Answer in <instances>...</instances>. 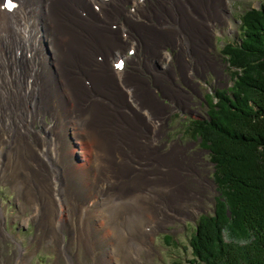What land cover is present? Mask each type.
Instances as JSON below:
<instances>
[{
    "label": "bare ground",
    "instance_id": "bare-ground-1",
    "mask_svg": "<svg viewBox=\"0 0 264 264\" xmlns=\"http://www.w3.org/2000/svg\"><path fill=\"white\" fill-rule=\"evenodd\" d=\"M165 4L173 9L172 28L159 31ZM227 7L226 0H0V176L22 211L39 212V241L56 240L66 225V260L82 264L83 252L97 264L93 234L101 231L114 264H145L140 259L151 262L153 234L175 214L194 212L189 205L212 181L200 176L199 158L189 157L188 147L172 143L154 162L151 152L146 156L141 121L120 114L116 101L143 111L162 107L145 82L122 84L124 68L116 64L129 61L127 49L132 56L159 58L162 43L177 41L183 78L222 73L209 44L215 26L227 20ZM150 67L158 68L153 61ZM153 83L188 104L189 97L156 77ZM30 117L54 122L47 142L29 136ZM44 131L51 134V127ZM65 135L82 157L66 173L59 167ZM141 162H151L147 171L136 168ZM68 176L83 185L84 203L76 200Z\"/></svg>",
    "mask_w": 264,
    "mask_h": 264
},
{
    "label": "rangeland",
    "instance_id": "rangeland-1",
    "mask_svg": "<svg viewBox=\"0 0 264 264\" xmlns=\"http://www.w3.org/2000/svg\"><path fill=\"white\" fill-rule=\"evenodd\" d=\"M227 1V20L223 26L216 25L209 44L210 54L214 60H217L218 66L222 67V73L217 70H206L204 74H198L188 80L179 73L177 63L179 60V50L176 47L178 43H162L157 50L161 54L159 58L146 56H132V51L126 50V56L131 57L129 61L123 60L124 66L120 73L121 83L126 84L130 80H141L145 82V88L149 91H155V99L160 102L162 108L157 106L145 111L138 106H130L129 102L118 99L116 103L122 106L120 114L127 117L134 116L141 121V146L146 149V156L150 157L152 162L156 156L168 151L172 143L188 147L187 155L193 159L199 158L196 168L200 170L201 177H207L212 181L211 187H206L200 200H195L194 205H189L188 210H193L189 215L184 212L175 214L174 218L153 234V257L151 262H147L144 256L140 261L145 264H185L191 259L190 240L194 235L198 218L201 215L211 214L214 208V198L217 195L215 185L212 180L213 169L209 162V152L200 144V139L192 134L193 123L195 120H203L207 112V101L209 97H214L217 91L228 90L231 86L232 73L222 54L223 48L231 41H237L241 36V16L245 11L252 8H259L264 0H226ZM172 6L165 4L162 16L165 23L161 25L159 31H167L172 28L169 13L172 12ZM130 42V41H129ZM164 53L169 54V58H163ZM138 55V54H136ZM187 59L186 57H184ZM150 61L158 66L157 69H151ZM188 61V59H187ZM154 67V66H152ZM217 67V68H219ZM159 79L163 85L177 91L183 97H189L188 104H182L181 101L172 99L168 92L163 93L157 90L153 83V78ZM138 81V82H141ZM195 84L197 91H195ZM126 89V87L124 88ZM144 108V107H143ZM144 116L141 118L140 116ZM53 121L48 117L35 119L30 117L26 121L28 134L33 139L42 138L47 142L54 132ZM51 127V134L46 133L44 128ZM65 154L61 157L60 166L66 173L72 167H75L82 160L77 156L78 146L70 136L65 135ZM150 149V151H149ZM4 156V155H3ZM81 159V160H79ZM44 162V161H41ZM151 162H141L142 166H136L141 171H147ZM208 164V165H206ZM71 179L73 189L75 190L78 203H84L83 185L74 177ZM194 191L195 186H194ZM23 202L22 200H20ZM94 207V206H93ZM91 207V208H93ZM0 264H18L25 256L26 264H73L71 260H66L64 250L67 249L68 236L66 234L67 226L63 225L56 234V240L50 239V243L41 239V232L38 231L40 222L39 212L35 208L21 210L17 201L16 193L12 188L2 182L0 176ZM90 208V209H91ZM97 233V234H96ZM95 250L97 251L95 260L97 264H114L108 258V247L101 231L94 232ZM52 240V241H51ZM47 243V244H46ZM64 245V250H62ZM72 256L71 254L68 255ZM79 261L82 264H92L91 260L85 258L83 252H79ZM105 256V257H104ZM128 264H137L130 261Z\"/></svg>",
    "mask_w": 264,
    "mask_h": 264
},
{
    "label": "trees",
    "instance_id": "trees-1",
    "mask_svg": "<svg viewBox=\"0 0 264 264\" xmlns=\"http://www.w3.org/2000/svg\"><path fill=\"white\" fill-rule=\"evenodd\" d=\"M240 31L222 50L231 86L192 124L217 195L213 212L198 218L185 264H264V3L244 12Z\"/></svg>",
    "mask_w": 264,
    "mask_h": 264
},
{
    "label": "water",
    "instance_id": "water-1",
    "mask_svg": "<svg viewBox=\"0 0 264 264\" xmlns=\"http://www.w3.org/2000/svg\"><path fill=\"white\" fill-rule=\"evenodd\" d=\"M201 120V119H200Z\"/></svg>",
    "mask_w": 264,
    "mask_h": 264
}]
</instances>
